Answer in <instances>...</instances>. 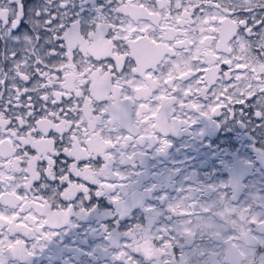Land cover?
Wrapping results in <instances>:
<instances>
[{"label": "snow or ice", "instance_id": "obj_1", "mask_svg": "<svg viewBox=\"0 0 264 264\" xmlns=\"http://www.w3.org/2000/svg\"><path fill=\"white\" fill-rule=\"evenodd\" d=\"M0 264H264V0H0Z\"/></svg>", "mask_w": 264, "mask_h": 264}, {"label": "flooded vegetation", "instance_id": "obj_2", "mask_svg": "<svg viewBox=\"0 0 264 264\" xmlns=\"http://www.w3.org/2000/svg\"><path fill=\"white\" fill-rule=\"evenodd\" d=\"M236 148L233 149L227 144L220 150L217 149L215 155L201 151L198 147L188 144L183 151L179 148L171 152L167 157H157L149 161V172L152 179L149 183H155L158 191H168L185 180L195 179L198 182H207L217 175L222 162H228L230 157L240 152L244 146L243 139L233 137ZM219 179H223L220 174ZM171 181V183H169Z\"/></svg>", "mask_w": 264, "mask_h": 264}]
</instances>
